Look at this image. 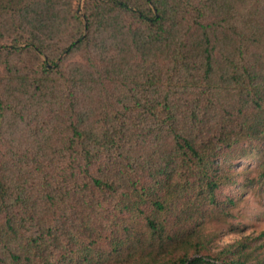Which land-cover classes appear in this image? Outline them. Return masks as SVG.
Segmentation results:
<instances>
[{
	"label": "trees",
	"instance_id": "16d2710c",
	"mask_svg": "<svg viewBox=\"0 0 264 264\" xmlns=\"http://www.w3.org/2000/svg\"><path fill=\"white\" fill-rule=\"evenodd\" d=\"M253 139L264 0H0V264H218L180 217Z\"/></svg>",
	"mask_w": 264,
	"mask_h": 264
},
{
	"label": "rangeland",
	"instance_id": "374dc122",
	"mask_svg": "<svg viewBox=\"0 0 264 264\" xmlns=\"http://www.w3.org/2000/svg\"><path fill=\"white\" fill-rule=\"evenodd\" d=\"M237 148L244 149L241 155L226 151L217 160L232 183L223 179L215 190V203H201L190 221L181 217L180 221L197 231L204 242L201 253L216 258L218 264L225 254L243 264H264V178L260 177L264 139L243 140ZM180 226L176 221L172 228Z\"/></svg>",
	"mask_w": 264,
	"mask_h": 264
}]
</instances>
